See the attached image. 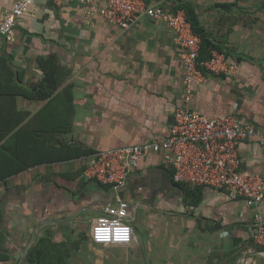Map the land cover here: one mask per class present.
Wrapping results in <instances>:
<instances>
[{"label":"crops","instance_id":"crops-1","mask_svg":"<svg viewBox=\"0 0 264 264\" xmlns=\"http://www.w3.org/2000/svg\"><path fill=\"white\" fill-rule=\"evenodd\" d=\"M14 1L0 0V15ZM146 1L171 9L178 0ZM185 1L238 67L231 77L204 72L193 109H236L264 134V0ZM42 57L59 66L64 94L54 100L35 96ZM184 93L182 49L165 23L141 17L116 29L100 15L88 20L82 3L34 0L14 39L0 36V264H32L46 235L71 248L70 264H203L235 246L238 264H264L252 231L264 201L250 207L225 190L177 183L162 153L145 156L118 190L86 176L101 151L165 138ZM262 133L240 154L243 170L264 179ZM123 227L128 238L118 239Z\"/></svg>","mask_w":264,"mask_h":264},{"label":"built area","instance_id":"built-area-1","mask_svg":"<svg viewBox=\"0 0 264 264\" xmlns=\"http://www.w3.org/2000/svg\"><path fill=\"white\" fill-rule=\"evenodd\" d=\"M55 1L82 3L88 20L100 15L116 29L127 30L141 17L165 23L182 49L185 93L169 134L153 142L97 153L96 160L85 172L88 178L118 190L126 185L145 156L162 153L165 166L172 169L177 183L225 190L244 198L250 207L257 208L263 203L264 179L243 170L240 154L241 144L261 135L262 131L255 123L242 118L236 109L224 116L209 117L192 107L195 83L203 78L204 72L231 77L237 74L238 67L217 50H213L210 59L200 60L202 40L195 34L184 10L174 11L146 0ZM33 2L15 0L12 8L0 15V36L14 39L19 19L30 12ZM261 141L264 147V134ZM126 211L121 207L118 213L125 215ZM254 218L253 239L264 251V216L257 211Z\"/></svg>","mask_w":264,"mask_h":264},{"label":"trees","instance_id":"trees-1","mask_svg":"<svg viewBox=\"0 0 264 264\" xmlns=\"http://www.w3.org/2000/svg\"><path fill=\"white\" fill-rule=\"evenodd\" d=\"M236 5L237 4H224L222 7L228 10ZM171 9L174 11L184 10L195 34L201 38L202 47L200 60L210 59L212 57L213 50H217L221 53H224L227 57H230V53L225 50L220 43L214 41L210 32L202 23L197 6L194 2L178 0L175 2V6ZM38 64L45 72V76L35 96L41 98L42 100H54L55 97L59 96L60 94L63 95L64 91L57 93L59 90L57 79V71L59 66L56 60H54L52 57H42L38 59ZM80 235H82L81 238H78L75 242L76 248L81 246L83 240H87L89 238L86 232H82ZM70 255L71 248L67 246V244L56 242L52 239V237H50V235H46L39 240L37 245L30 252L29 260L32 264H70ZM239 256L240 252L237 246H235L232 249L227 248L211 252L206 262L203 264H238Z\"/></svg>","mask_w":264,"mask_h":264},{"label":"clouds","instance_id":"clouds-1","mask_svg":"<svg viewBox=\"0 0 264 264\" xmlns=\"http://www.w3.org/2000/svg\"><path fill=\"white\" fill-rule=\"evenodd\" d=\"M129 229L127 227H123L117 230L116 236L118 239H127L128 238ZM108 230L102 229L99 233V239H107Z\"/></svg>","mask_w":264,"mask_h":264},{"label":"rangeland","instance_id":"rangeland-1","mask_svg":"<svg viewBox=\"0 0 264 264\" xmlns=\"http://www.w3.org/2000/svg\"><path fill=\"white\" fill-rule=\"evenodd\" d=\"M86 232V231H85ZM144 233V232H143ZM82 235H80L79 239L81 238ZM87 240H83L82 243H81V246L84 245L85 242H87ZM125 250H122V249H117V250H114L115 253H118L119 255H125ZM111 254H114V253H111ZM208 258V257H207ZM207 260V259H206ZM205 260V262H206ZM130 264H149V263H144V262H141V261H138V262H131Z\"/></svg>","mask_w":264,"mask_h":264}]
</instances>
